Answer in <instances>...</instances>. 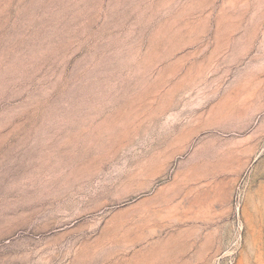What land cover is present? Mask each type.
Here are the masks:
<instances>
[{"label":"rangeland","instance_id":"1","mask_svg":"<svg viewBox=\"0 0 264 264\" xmlns=\"http://www.w3.org/2000/svg\"><path fill=\"white\" fill-rule=\"evenodd\" d=\"M0 264H264V0H0Z\"/></svg>","mask_w":264,"mask_h":264},{"label":"bare ground","instance_id":"2","mask_svg":"<svg viewBox=\"0 0 264 264\" xmlns=\"http://www.w3.org/2000/svg\"><path fill=\"white\" fill-rule=\"evenodd\" d=\"M238 132V131H237Z\"/></svg>","mask_w":264,"mask_h":264}]
</instances>
